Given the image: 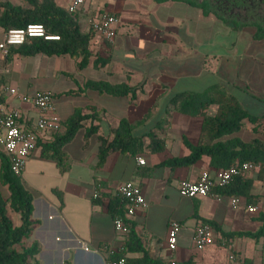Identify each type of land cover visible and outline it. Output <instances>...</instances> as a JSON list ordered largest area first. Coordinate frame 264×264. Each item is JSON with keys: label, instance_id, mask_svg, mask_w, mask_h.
Returning a JSON list of instances; mask_svg holds the SVG:
<instances>
[{"label": "crops", "instance_id": "0c3cea01", "mask_svg": "<svg viewBox=\"0 0 264 264\" xmlns=\"http://www.w3.org/2000/svg\"><path fill=\"white\" fill-rule=\"evenodd\" d=\"M54 1L66 8L71 0ZM101 12L120 19L112 43L92 34L89 21ZM76 13L80 31L91 34L90 60L108 58L103 67L95 68L90 62L79 69L78 59L68 54L0 53V99L8 107L19 108L24 118L33 121L37 114L20 96L29 98L37 91L52 93L62 123L60 133L76 108L94 115L84 120L63 146L64 172L41 156V144L46 143L41 140L20 174L33 195L32 218L39 221L30 237L40 246L39 264H104L108 252L117 249L126 237L115 232L108 204L116 198V188L128 180L140 185L147 202L129 221L151 257L165 264L189 260L194 264H264V237L257 241L237 236L226 240L216 232L215 241L202 249L192 243L193 230L202 220L212 221L224 232H255L261 226L258 216L264 213V198L253 204L239 196L242 203L233 208L231 195L223 194L219 200L181 196L180 180H193L214 169L207 155L188 167L158 165L166 158L189 153L183 138L192 144L200 139L202 116L165 113L176 93L202 92L220 84L251 115L264 116V37L255 38L252 25L235 28L185 0H87ZM4 32L0 26V41ZM87 80L125 83L137 88L136 97L81 90ZM4 86L16 93L4 91ZM215 112L214 106L206 111L210 116ZM165 117L167 124L160 126L158 121ZM122 118L133 125L134 135L151 130L159 135L164 149L150 153L145 147L135 155L113 151L97 166L100 138L110 140L112 129ZM91 125H96L97 131L85 139ZM251 128L247 124L221 140L237 137L249 141L254 137ZM144 143H148L146 138ZM0 152L4 153L1 146ZM137 156H142L145 164H139ZM248 177L253 180L250 193L264 194V175L258 177L257 169ZM248 205L254 211H248ZM14 217L18 224V215ZM171 220L181 224L173 249L166 245ZM141 256V252L126 253L131 259Z\"/></svg>", "mask_w": 264, "mask_h": 264}, {"label": "trees", "instance_id": "16d2710c", "mask_svg": "<svg viewBox=\"0 0 264 264\" xmlns=\"http://www.w3.org/2000/svg\"><path fill=\"white\" fill-rule=\"evenodd\" d=\"M26 7L14 5L9 1L0 0V26L6 31L9 28L25 26L28 23H41L51 34H57L58 40H44L31 38L20 45H12L7 49L8 54L34 55L44 53L47 55L68 54L77 60V68L86 67L90 62L95 68L103 67L108 58L96 57L90 60L88 42L90 33H82L79 28L77 13L69 12L66 8L58 6L54 0H23ZM165 1V0H156ZM197 5L206 14L213 13L224 22L232 23L233 27L240 28L252 25L256 28L255 38L264 37V0H202L195 2L185 0ZM96 90L114 96L130 95L135 98L137 88L129 87L125 83L111 84L106 81L87 80L83 88ZM75 94L77 92L70 91ZM1 100V99H0ZM211 106L216 108L214 115L206 113ZM177 111L189 116H202L200 139L197 144L190 143L183 138L184 145L189 153L184 156L166 158L158 165L175 167H188L195 164L203 155L210 157V166L213 168H226L234 162L259 163L258 177L264 175V116L251 115L241 104L220 84H213L202 92H180L172 95L165 108V113ZM93 114H84L82 109L76 108L64 124V131L54 133L52 140L41 144L42 157L52 160L60 172L66 169L65 152L63 146L75 135L82 126V122L93 118ZM159 125L167 124L165 117L159 120ZM247 124L252 125L254 137L243 141L237 137L221 140ZM97 131L96 125H91L85 133V139ZM133 125L126 119H120L112 129L110 140L100 138L97 166H101L107 155L113 151L135 155L146 147L150 153H157L164 149V140L152 130L137 136L133 134ZM148 140L145 146L144 139ZM0 183L8 191L6 198L0 192V264H39L37 255L40 246L37 241L30 240L33 230L39 221L32 218L33 195L26 189L21 175L14 173L10 168L8 157L0 152ZM253 180L246 176H237L229 185L219 192L231 196H243L247 203H257L264 194L252 195L250 193ZM109 212L114 215L118 211L117 198L110 199ZM18 215L19 223L15 224L14 215ZM258 220L261 226L255 232L235 231L224 232L209 220L202 222L210 224L221 238L228 240L232 237H249L255 241L264 237V213H260ZM120 252L111 254L112 258L125 256L130 251L141 252L139 259L126 257V264H165L158 257H151L143 247L141 239L134 230V223L129 221V233L125 237ZM183 264H194L191 260Z\"/></svg>", "mask_w": 264, "mask_h": 264}, {"label": "built area", "instance_id": "2783aa9c", "mask_svg": "<svg viewBox=\"0 0 264 264\" xmlns=\"http://www.w3.org/2000/svg\"><path fill=\"white\" fill-rule=\"evenodd\" d=\"M87 0H71L66 9L69 12L77 11ZM120 19L116 14L101 12L94 15L90 21V28L94 36L100 37L105 43H112ZM31 38H42L44 40H58L57 34L49 33L41 23H28L22 27L9 28L4 32L0 41V53L5 54L9 46L20 45ZM3 90L15 94L16 90L11 87H3ZM23 101L31 103L36 112V118L31 121L24 118L19 108L8 107L0 100V146L8 157L10 168L16 174H21L28 155L34 151L39 141L49 142L54 133L62 130L61 120L53 105V95L47 91H37L31 97L20 96ZM137 162L145 164L142 156H137ZM259 163L234 162L226 168H214L205 170L193 180L182 179L178 183V192L181 196L194 198L209 196L221 199L219 190L230 184L237 176H246L251 171L259 169ZM118 200V211L113 215L112 222L114 230L120 236L129 233V218L146 207L147 202L140 185L128 180L121 183L115 191ZM241 198L231 196L230 205L237 208L241 205ZM248 211H254V207L247 206ZM181 224L171 220L168 224L166 245L169 249L176 246V239ZM216 231L207 223L200 222L192 233V243L196 249H202L215 241ZM123 243L117 249H111L104 260V264H126L125 256L112 258L110 255L120 252ZM86 249V248H85Z\"/></svg>", "mask_w": 264, "mask_h": 264}, {"label": "rangeland", "instance_id": "374dc122", "mask_svg": "<svg viewBox=\"0 0 264 264\" xmlns=\"http://www.w3.org/2000/svg\"><path fill=\"white\" fill-rule=\"evenodd\" d=\"M4 1H9V2H11L14 5H20L22 7H26L27 6L23 0H4ZM193 1H195V2H201L202 0H193ZM244 137H247V136H244ZM0 192H1L2 196H3V198H6V196L8 194V191L1 184H0Z\"/></svg>", "mask_w": 264, "mask_h": 264}]
</instances>
